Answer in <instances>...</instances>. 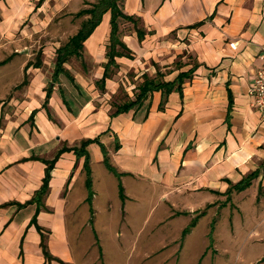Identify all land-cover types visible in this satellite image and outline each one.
<instances>
[{
	"label": "crops",
	"instance_id": "obj_1",
	"mask_svg": "<svg viewBox=\"0 0 264 264\" xmlns=\"http://www.w3.org/2000/svg\"><path fill=\"white\" fill-rule=\"evenodd\" d=\"M47 1L1 2L35 17ZM122 10L138 20L144 35L139 37L133 22L120 21L119 37L130 53L115 58L104 82L110 13L85 41L82 55L71 57L85 55L89 73L73 75L66 66L70 58L65 73L54 79L63 45L56 50L49 86L40 60L21 66L23 80L16 62L11 65L18 76L0 79V96L7 86L16 90L9 105L0 107V264H70L66 190L85 174V159L72 149L88 140L99 141L87 146L94 198L95 165L104 167L105 176L114 175L105 165V149L110 164L123 174L125 195L126 180L149 183L163 197L178 195L183 198L178 206L213 204L216 194L234 191L264 222V108L253 107L250 96L262 64L264 0H124ZM14 16L3 14L0 35L12 33ZM9 62L0 61V67ZM183 73L188 77L181 90L149 92L141 104L115 115L120 105L136 100L147 79L175 82ZM63 76L77 96L55 88ZM125 80L130 99L114 106L111 100ZM51 161L50 189L38 211L37 204L27 203L41 188ZM251 175L247 188L234 189ZM189 197L197 200L191 203Z\"/></svg>",
	"mask_w": 264,
	"mask_h": 264
},
{
	"label": "rangeland",
	"instance_id": "obj_2",
	"mask_svg": "<svg viewBox=\"0 0 264 264\" xmlns=\"http://www.w3.org/2000/svg\"><path fill=\"white\" fill-rule=\"evenodd\" d=\"M1 1L0 21L5 13L18 17L12 33L0 35V61L10 58L7 66L18 63L19 78L23 80L21 66L40 60L41 77L49 86L53 82L56 50L67 44L88 18L77 14L91 8L96 0H49L35 12V17L26 9L25 13L21 10L15 13L13 4ZM7 66L0 67V79L10 74L17 77V66L11 65L10 73ZM66 66L73 75L83 74V71L87 74L90 70L85 55L83 59L71 58ZM30 78L28 75V81ZM88 83L87 87H92L91 81ZM59 87L77 96V89L64 76L55 85ZM130 87L128 81L120 82L111 103L116 106L128 101L126 88ZM7 88L0 96L3 108L16 92ZM132 92L135 94L134 90ZM102 168L97 165L94 168L96 196L92 200L88 199V190L86 195V172L77 179L72 191L66 190L71 203L66 217L71 242L70 264H264L262 216L252 211L251 206L242 205L239 193L216 194L213 204L178 206L183 199L178 195L163 197L162 191L149 183L126 180L128 198L122 201L117 178L109 172L105 176ZM189 199L193 203L197 197ZM193 223L196 226L184 237V230ZM254 231L259 234H252Z\"/></svg>",
	"mask_w": 264,
	"mask_h": 264
},
{
	"label": "trees",
	"instance_id": "obj_3",
	"mask_svg": "<svg viewBox=\"0 0 264 264\" xmlns=\"http://www.w3.org/2000/svg\"><path fill=\"white\" fill-rule=\"evenodd\" d=\"M124 0H98L96 3L91 5V8L81 10L77 15L78 16H88V19L83 21L78 33L73 36L67 44L57 50V61H56V68L54 73V79H58V77L65 73L64 64L72 57V56H81L82 50L85 41L92 35L94 30L99 26L102 22L103 16L106 13L111 14V35H110V45H109V62L106 65V73L105 77L102 82L105 81L106 78L109 77L110 68L115 65V58L117 56H122L125 54H129V50L127 49L126 45L120 40L119 37V23L121 20L133 22L137 28V32L139 37H143L144 32L143 30L138 28V20L135 17L126 15L122 10V3ZM188 77V74H181L175 82H159L155 80L147 79L140 89V93L138 94L135 101H129L117 108L116 114L128 111L129 109L141 104V102L146 98L149 92L155 90L165 89L167 92L172 91L173 89L181 90L182 83L184 78ZM50 90L48 92V97H50ZM93 142H99L98 139L95 140H88L82 143L80 147L73 148L72 150L75 152L78 159L84 158V170L87 174L86 178V187L88 190V199L89 201L92 200L94 196L93 192V183L91 178V167H90V156L87 150V146ZM118 148V145H117ZM68 150L67 148L62 149L59 154ZM105 153V165L107 169L112 172L118 179H119V195L122 201L126 200V195L124 191V187L121 183V177L123 174L119 173L118 170L113 167L109 159L107 157V152L104 149ZM58 154V155H59ZM58 158V156H57ZM54 162H47V168L45 172V177L43 180V184L41 188L35 193L33 199L27 204H37L38 211L44 204V199L47 196L50 186L51 180V171L54 168ZM253 175L249 176L248 178L244 179L242 182L234 186V189L237 191H242L247 188L251 180L253 179ZM22 207V205H20ZM92 213V212H91ZM93 222V219H91ZM196 226V223L191 224L184 230V237L188 235L193 227ZM41 230L40 228H38ZM214 228L210 233V241L211 244L214 242L213 233ZM44 246V245H43ZM45 255L49 257V254L45 250Z\"/></svg>",
	"mask_w": 264,
	"mask_h": 264
},
{
	"label": "built area",
	"instance_id": "obj_4",
	"mask_svg": "<svg viewBox=\"0 0 264 264\" xmlns=\"http://www.w3.org/2000/svg\"><path fill=\"white\" fill-rule=\"evenodd\" d=\"M262 64L257 71L254 84L250 89V96L252 98V106L255 108H264V46L261 48Z\"/></svg>",
	"mask_w": 264,
	"mask_h": 264
}]
</instances>
